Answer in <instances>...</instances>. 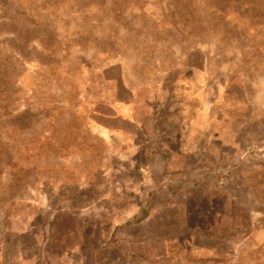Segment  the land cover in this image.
<instances>
[{
  "label": "rangeland",
  "instance_id": "obj_1",
  "mask_svg": "<svg viewBox=\"0 0 264 264\" xmlns=\"http://www.w3.org/2000/svg\"><path fill=\"white\" fill-rule=\"evenodd\" d=\"M0 264H264V0H0Z\"/></svg>",
  "mask_w": 264,
  "mask_h": 264
},
{
  "label": "trees",
  "instance_id": "obj_2",
  "mask_svg": "<svg viewBox=\"0 0 264 264\" xmlns=\"http://www.w3.org/2000/svg\"><path fill=\"white\" fill-rule=\"evenodd\" d=\"M76 40H77L76 42H80V41H86L87 42L88 39L87 38H85V39L80 38V39H76Z\"/></svg>",
  "mask_w": 264,
  "mask_h": 264
}]
</instances>
